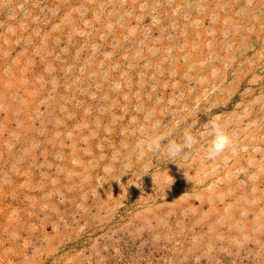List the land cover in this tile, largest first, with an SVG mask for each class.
I'll list each match as a JSON object with an SVG mask.
<instances>
[{
    "label": "rangeland",
    "instance_id": "obj_1",
    "mask_svg": "<svg viewBox=\"0 0 264 264\" xmlns=\"http://www.w3.org/2000/svg\"><path fill=\"white\" fill-rule=\"evenodd\" d=\"M0 264H264V0H0Z\"/></svg>",
    "mask_w": 264,
    "mask_h": 264
},
{
    "label": "clouds",
    "instance_id": "obj_2",
    "mask_svg": "<svg viewBox=\"0 0 264 264\" xmlns=\"http://www.w3.org/2000/svg\"><path fill=\"white\" fill-rule=\"evenodd\" d=\"M174 130L169 129L156 135L143 136L136 142L138 153L151 152L169 162H175L177 157L185 155L199 145L202 137L208 138L205 145L207 159H215L228 150L232 137L225 127L216 122H208L199 130L185 128L180 139H172Z\"/></svg>",
    "mask_w": 264,
    "mask_h": 264
}]
</instances>
